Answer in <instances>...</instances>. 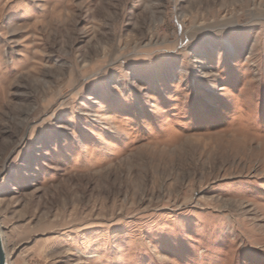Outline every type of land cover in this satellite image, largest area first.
I'll return each mask as SVG.
<instances>
[{
    "label": "rangeland",
    "instance_id": "1",
    "mask_svg": "<svg viewBox=\"0 0 264 264\" xmlns=\"http://www.w3.org/2000/svg\"><path fill=\"white\" fill-rule=\"evenodd\" d=\"M9 264H264V0H0Z\"/></svg>",
    "mask_w": 264,
    "mask_h": 264
},
{
    "label": "water",
    "instance_id": "2",
    "mask_svg": "<svg viewBox=\"0 0 264 264\" xmlns=\"http://www.w3.org/2000/svg\"><path fill=\"white\" fill-rule=\"evenodd\" d=\"M0 264H9L8 257L6 258L5 246L3 242L1 229H0Z\"/></svg>",
    "mask_w": 264,
    "mask_h": 264
},
{
    "label": "bare ground",
    "instance_id": "3",
    "mask_svg": "<svg viewBox=\"0 0 264 264\" xmlns=\"http://www.w3.org/2000/svg\"><path fill=\"white\" fill-rule=\"evenodd\" d=\"M5 252H6V258L8 257V252L6 251V249H5Z\"/></svg>",
    "mask_w": 264,
    "mask_h": 264
}]
</instances>
